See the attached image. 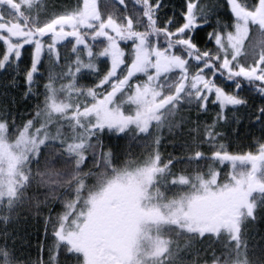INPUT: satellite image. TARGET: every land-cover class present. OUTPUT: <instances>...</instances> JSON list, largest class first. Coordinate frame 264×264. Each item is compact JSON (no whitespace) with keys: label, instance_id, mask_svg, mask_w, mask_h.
<instances>
[{"label":"snow or ice","instance_id":"snow-or-ice-1","mask_svg":"<svg viewBox=\"0 0 264 264\" xmlns=\"http://www.w3.org/2000/svg\"><path fill=\"white\" fill-rule=\"evenodd\" d=\"M261 225L264 0H0V264H264Z\"/></svg>","mask_w":264,"mask_h":264},{"label":"trees","instance_id":"trees-1","mask_svg":"<svg viewBox=\"0 0 264 264\" xmlns=\"http://www.w3.org/2000/svg\"><path fill=\"white\" fill-rule=\"evenodd\" d=\"M76 2L77 0H45V3L57 4L59 6H72V5H75ZM20 111H23V109L21 108ZM248 144H249L248 141H233L230 147V151L232 153L238 154L240 152H247L249 150H254V149H249ZM167 150L171 152L172 148L170 145L168 146ZM260 227L264 228V225H261ZM27 238L28 240L31 241V244H32V247L30 249L32 259H36L38 256V251L36 247L38 239L40 241L44 240L43 225L36 224L35 222L30 224L28 226ZM47 243H50V241H47Z\"/></svg>","mask_w":264,"mask_h":264},{"label":"rangeland","instance_id":"rangeland-1","mask_svg":"<svg viewBox=\"0 0 264 264\" xmlns=\"http://www.w3.org/2000/svg\"><path fill=\"white\" fill-rule=\"evenodd\" d=\"M228 169H229V171H231V168L230 167Z\"/></svg>","mask_w":264,"mask_h":264}]
</instances>
